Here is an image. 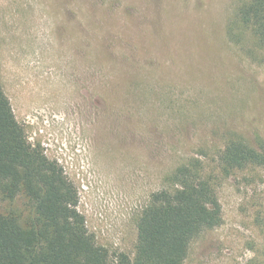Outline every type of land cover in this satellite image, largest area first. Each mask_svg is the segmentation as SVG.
<instances>
[{"label": "rangeland", "instance_id": "rangeland-1", "mask_svg": "<svg viewBox=\"0 0 264 264\" xmlns=\"http://www.w3.org/2000/svg\"><path fill=\"white\" fill-rule=\"evenodd\" d=\"M249 1L0 0V85L112 257L133 255L139 214L180 164L208 174L228 139L264 144V42L237 23ZM217 181L222 223L185 264H264V170Z\"/></svg>", "mask_w": 264, "mask_h": 264}, {"label": "trees", "instance_id": "trees-1", "mask_svg": "<svg viewBox=\"0 0 264 264\" xmlns=\"http://www.w3.org/2000/svg\"><path fill=\"white\" fill-rule=\"evenodd\" d=\"M264 42V0H250L237 15ZM259 147V148H258ZM227 140L217 169L206 173L191 157L150 195L136 222L133 255H112L89 231L77 187L63 167L28 140L0 85V264H185L192 241L222 223L219 176L250 166L264 170V144ZM24 199L22 207L15 205Z\"/></svg>", "mask_w": 264, "mask_h": 264}]
</instances>
